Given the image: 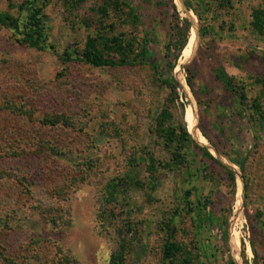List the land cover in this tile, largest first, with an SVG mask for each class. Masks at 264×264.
Instances as JSON below:
<instances>
[{"label": "rangeland", "instance_id": "rangeland-1", "mask_svg": "<svg viewBox=\"0 0 264 264\" xmlns=\"http://www.w3.org/2000/svg\"><path fill=\"white\" fill-rule=\"evenodd\" d=\"M23 1L10 7L0 0V12L24 26ZM42 1L48 44L58 54L31 49L0 26V264H111L119 250L126 264H163L171 220L190 264H264V132L251 108L262 93L264 35L250 26L264 0H188L197 36L173 73L167 46L177 18L189 16L192 28L174 0L178 15L171 0H133L141 19L135 26L125 13L110 14L116 30L108 36L133 38L136 53L148 48L145 64L117 68L59 58L83 51L103 0ZM171 74L193 83L194 107L186 92L177 101L162 83ZM222 76L245 86L247 104ZM184 103L185 122L192 106V122L220 151L210 150L217 160L226 167L232 163L222 154L244 160V171L235 165L236 179L248 183L242 212L240 179L234 191L225 170L196 147L176 168L174 148L156 134L162 110L173 114L167 125L177 126Z\"/></svg>", "mask_w": 264, "mask_h": 264}, {"label": "trees", "instance_id": "trees-1", "mask_svg": "<svg viewBox=\"0 0 264 264\" xmlns=\"http://www.w3.org/2000/svg\"><path fill=\"white\" fill-rule=\"evenodd\" d=\"M10 7L14 6L13 0H6ZM175 14H177V8L173 4ZM184 3L188 10H192L188 0H184ZM19 9L26 13V21L24 26L21 24L18 18L13 17L9 13L0 12V26L10 29L18 34L21 38L20 43L28 46L31 49L37 51H47L51 50L56 52L54 46L48 44V36L46 32V15L44 11L45 5L42 0H24L19 6ZM114 12L116 14L125 13L130 21H133L132 24L135 26L141 22L137 8L134 6L133 0H103L101 6L98 7L96 13L99 16L98 30L97 32L87 38V42L83 51L78 50H67L59 58L63 62L77 61L85 64H90L96 68L110 67H128L145 64L147 62L148 48L144 45L139 53H136V44L133 38H129L124 33L117 34L115 36H108L111 31L116 30V24L114 22L108 23L110 14ZM178 17V16H177ZM176 24V34L174 38H171L168 42L167 52L174 53V63L169 67L171 73L177 66L178 60L182 56V52L185 49L189 36L191 23L188 21L189 16H186L184 20L177 18ZM250 26L252 30L260 35H264V9L256 7L252 10L251 14V23ZM147 36V35H146ZM149 41V39H147ZM146 40V41H147ZM118 55L119 58L111 57V55ZM153 65L152 62H149ZM154 67V66H153ZM188 69V68H186ZM159 72V69H157ZM223 74H225L222 71ZM223 82L226 84L227 88L239 96V104L244 106L248 102L247 93L245 86L236 82L234 77L227 78L222 76ZM186 82L189 88L193 91V83H191L189 78H186ZM162 83L168 87L173 94L174 98L179 101L180 99H185V92L182 86L179 84L178 80L174 77L173 74L169 77L162 79ZM262 86V93L257 98L252 101L251 108L254 112V115L257 117L260 129L264 132V108L263 103L260 101L264 100V80H259L258 82ZM201 101H199L200 103ZM185 110L186 105L181 104V118L177 126H168V122L173 120V114L168 108L162 110L159 118L156 120V134L165 141L166 146L170 149L174 148L172 160L176 168L183 167L188 163V152L187 148L196 147L203 154L204 159H207L225 170L229 180L233 185L234 191H236V175L233 170L224 166L219 160H217L211 152L204 147H201V143L197 138H195L187 128V123L185 122ZM195 116V112L193 113ZM203 136L210 142L209 136L201 130ZM192 136H191V135ZM197 141V143L193 138ZM214 146V145H213ZM217 152L220 153L218 148L214 146ZM221 154V153H220ZM226 159H228L232 164L238 166L242 171H244V160H241L238 157V154H235V157L229 154H222ZM156 160L153 157H150L149 170L151 172L155 171ZM246 189L248 188V183L245 181ZM117 187V186H116ZM115 190V186H112ZM114 191L110 194L109 201L113 200L115 194ZM191 192H187V195H190ZM247 203V202H246ZM189 207V212H193V203L187 202ZM201 209V204L198 205ZM197 208V207H196ZM201 211V210H200ZM167 226V239L162 248V262L163 264H177L179 259L183 260L184 263H191V250L187 245L179 243L175 239V234L177 232L174 221L171 220L170 223L166 224ZM264 227V224H263ZM227 238V233L225 232ZM124 248H122L123 250ZM5 256L4 254H1ZM111 264H126L125 258L122 254V251L114 252L110 258ZM230 264H235L231 261Z\"/></svg>", "mask_w": 264, "mask_h": 264}, {"label": "bare ground", "instance_id": "bare-ground-1", "mask_svg": "<svg viewBox=\"0 0 264 264\" xmlns=\"http://www.w3.org/2000/svg\"><path fill=\"white\" fill-rule=\"evenodd\" d=\"M175 5H177L178 9L180 11H182L183 13H187L190 15V17L192 18V28H191V35L189 38V41L187 43L186 48L184 49V52L182 54V57L180 59V64H183L186 62V59H188V57H190L189 55L186 54L187 49L189 46L193 45L195 43L196 40V36H197V29H198V20L197 18L194 16V14H192V12H190L187 8L186 5L184 3V0H174ZM185 57V58H184ZM184 58V59H183ZM179 64V65H180ZM178 82L180 83V85L182 86L184 92H186L187 96L191 99V102L193 103L194 101V97L192 95V92L188 86V84L186 83L185 79H177ZM193 107H194V103H193ZM192 106H190L187 110L186 113V123L188 125V128L190 130V132L192 133V135L195 136V138H197V140L201 141V143L204 145V147L209 146V143L207 141H204L202 136L200 135V133L198 132V130L195 128L193 122H192ZM212 152H214V150L211 149ZM228 166L232 169V170H236V166L233 164H228ZM237 179H240V199H239V206H238V212L240 211L241 208V212L243 210V204H244V188H242V185L244 186V183L242 181V178L240 177V175L237 176ZM236 179V180H237ZM242 197V198H241ZM241 215V213H240ZM238 215V216H240ZM232 239L234 240V229H232ZM242 264V263H241Z\"/></svg>", "mask_w": 264, "mask_h": 264}, {"label": "water", "instance_id": "water-1", "mask_svg": "<svg viewBox=\"0 0 264 264\" xmlns=\"http://www.w3.org/2000/svg\"><path fill=\"white\" fill-rule=\"evenodd\" d=\"M191 135V134H190ZM192 136V135H191ZM197 142V141H196ZM204 147V146H203ZM204 148H207L209 151L212 149V150H214V153H216L217 154V151H216V149L214 148V147H212V146H207V147H204ZM220 161V160H219ZM221 162V161H220ZM222 163V162H221ZM223 165H225V164H223ZM229 167V166H228ZM230 168V167H229ZM231 169V168H230ZM232 170V169H231ZM234 171V170H233ZM235 172V171H234ZM244 191H245V185H244Z\"/></svg>", "mask_w": 264, "mask_h": 264}]
</instances>
